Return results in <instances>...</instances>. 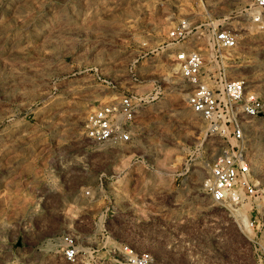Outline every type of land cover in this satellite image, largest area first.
<instances>
[{
    "label": "rangeland",
    "instance_id": "obj_1",
    "mask_svg": "<svg viewBox=\"0 0 264 264\" xmlns=\"http://www.w3.org/2000/svg\"><path fill=\"white\" fill-rule=\"evenodd\" d=\"M180 18L230 28L226 75L264 101V7L253 0H0V264H124V243L155 264H264V108L244 138L255 192L211 202L202 180L226 141L203 134L170 68ZM109 79L159 85L129 144L84 134V114L115 97Z\"/></svg>",
    "mask_w": 264,
    "mask_h": 264
},
{
    "label": "built area",
    "instance_id": "obj_2",
    "mask_svg": "<svg viewBox=\"0 0 264 264\" xmlns=\"http://www.w3.org/2000/svg\"><path fill=\"white\" fill-rule=\"evenodd\" d=\"M253 4L264 7V0H253ZM167 35L171 41H185L170 53L169 63L171 70L188 84L186 104L203 121L204 135L220 136L226 141L224 152L208 166L202 180L204 191L217 204L237 202L252 195L256 187L245 150V130L251 120L262 114L264 101L244 76L226 75L229 50L236 43L235 33L214 19L195 25L180 18ZM138 56L125 69L132 84L142 81L135 63ZM105 82L115 91V97L94 105L84 114V134L96 144H129L138 136L137 115L159 91V85L153 83L149 90L138 91L132 85H117L111 79ZM62 254L68 260L75 257L76 248L70 239ZM116 255L124 264H155L150 251L136 250L126 243Z\"/></svg>",
    "mask_w": 264,
    "mask_h": 264
}]
</instances>
